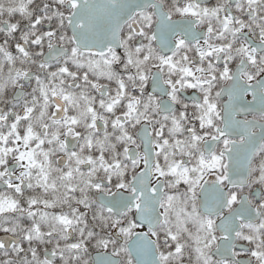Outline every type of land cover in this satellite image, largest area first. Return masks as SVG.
I'll use <instances>...</instances> for the list:
<instances>
[{
    "label": "snow or ice",
    "instance_id": "1",
    "mask_svg": "<svg viewBox=\"0 0 264 264\" xmlns=\"http://www.w3.org/2000/svg\"><path fill=\"white\" fill-rule=\"evenodd\" d=\"M0 264H264V0H0Z\"/></svg>",
    "mask_w": 264,
    "mask_h": 264
}]
</instances>
